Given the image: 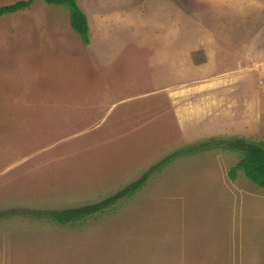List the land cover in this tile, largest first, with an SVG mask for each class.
<instances>
[{
  "label": "rangeland",
  "instance_id": "obj_1",
  "mask_svg": "<svg viewBox=\"0 0 264 264\" xmlns=\"http://www.w3.org/2000/svg\"><path fill=\"white\" fill-rule=\"evenodd\" d=\"M77 3L87 46L64 6L0 18V264H264V189L231 178L237 153L191 150L264 143V0ZM173 154L102 214H32L100 202Z\"/></svg>",
  "mask_w": 264,
  "mask_h": 264
},
{
  "label": "trees",
  "instance_id": "obj_2",
  "mask_svg": "<svg viewBox=\"0 0 264 264\" xmlns=\"http://www.w3.org/2000/svg\"><path fill=\"white\" fill-rule=\"evenodd\" d=\"M35 0H20L13 4L0 6V18L10 16L29 8ZM51 6H64L69 10L71 28L79 35L84 45H89V23L86 14L78 6L77 0H43ZM213 144L212 141L203 143L198 147H192L191 150H204L211 147H220L223 150L233 151L238 154L239 160L230 171L232 179L236 174L242 171L245 176L256 186L264 189V143L247 141L244 138H229L220 140ZM173 154L160 163L151 167L141 178L130 183L113 196H110L100 202L88 204L81 207L67 208L62 210L35 211L33 216L43 220L53 221L60 225H70L82 222L83 220L102 214L115 207L121 201L132 197L137 191L142 189L152 174L160 170L166 163L176 157Z\"/></svg>",
  "mask_w": 264,
  "mask_h": 264
},
{
  "label": "crops",
  "instance_id": "obj_3",
  "mask_svg": "<svg viewBox=\"0 0 264 264\" xmlns=\"http://www.w3.org/2000/svg\"><path fill=\"white\" fill-rule=\"evenodd\" d=\"M205 1H208V0H205ZM210 3V2H209ZM208 4V3H207ZM182 6V5H181ZM182 8H183V6H182ZM214 16L216 17L217 15H216V12H214ZM206 27H208L209 26V23H205L204 24ZM213 37H215V38H219V39H223L224 37H222V36H219V33H215V36H213ZM210 39V37H208V40ZM200 40H201V38H199L197 41H195V42H200ZM207 40V41H208ZM200 42V43H203V44H200L202 47H203V50H204V48H205V45L206 44H210L209 42ZM210 47H211V44H210ZM211 49H212V47H211ZM262 67H264V64H263V66ZM235 82V81H234ZM233 82V83H234ZM243 85H244V83H243ZM246 85H244L243 87L241 86V85H238V83H236V84H232L231 85V93H233V95H232V97H231V100L232 101H236L237 99H242L241 98V96L244 94V92L246 91V87H245ZM247 104H246V106H245V108L243 109V112L244 113H246L247 112ZM261 120H262V122L264 121V116H262V118H260ZM260 122V121H259Z\"/></svg>",
  "mask_w": 264,
  "mask_h": 264
}]
</instances>
